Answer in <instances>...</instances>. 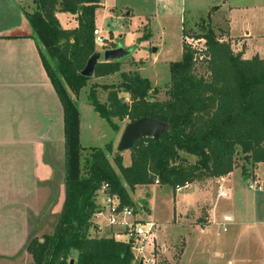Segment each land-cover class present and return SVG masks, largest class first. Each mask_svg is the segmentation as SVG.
Segmentation results:
<instances>
[{
  "label": "trees",
  "instance_id": "16d2710c",
  "mask_svg": "<svg viewBox=\"0 0 264 264\" xmlns=\"http://www.w3.org/2000/svg\"><path fill=\"white\" fill-rule=\"evenodd\" d=\"M21 9L31 35L15 33L0 39L35 42L63 120L64 200L52 233L28 236L25 251L33 264L136 263L131 244L90 235L91 229H97L92 220L99 212L96 193L103 185L121 206L132 209L130 194L155 181L174 193L190 184L225 177L238 168L246 171L247 165L264 164V60L257 56L245 60L234 53L229 43L217 38L209 22L205 33L196 36L204 41L203 50L197 52L183 43L180 61L169 64L164 101L154 99L151 94L158 91L135 72L120 73L117 85L90 87V106L114 132L113 120L131 123L151 118L169 126L158 141L144 139L134 145L129 151L130 165L124 167L112 143L104 148L80 145L75 100L90 79L80 72L96 53L93 31L100 0H34L28 10ZM56 13L75 16L77 27L62 29ZM200 63L206 64L207 77L196 74ZM119 67L120 62L99 63L93 76H112ZM97 88L106 93L102 103ZM120 93L129 96L128 103L119 98ZM185 156L195 161L189 163Z\"/></svg>",
  "mask_w": 264,
  "mask_h": 264
},
{
  "label": "rangeland",
  "instance_id": "374dc122",
  "mask_svg": "<svg viewBox=\"0 0 264 264\" xmlns=\"http://www.w3.org/2000/svg\"><path fill=\"white\" fill-rule=\"evenodd\" d=\"M33 1L0 0L1 35L24 31L26 26L21 8L28 10L32 7ZM226 1L228 5L241 8L237 16H234L238 23L237 27L246 26L252 33L251 39H247L246 43L247 54L256 52L264 59V0ZM207 2L208 0H187L185 5H198V9L193 17L186 18L185 21L182 18L181 21L179 11L176 9L177 2L164 4L161 0H102L103 9L97 11L95 25L101 32L99 33L103 44L94 42L95 52L103 54L106 50L122 46L131 53L120 62L118 73L101 78L93 76L88 80L87 88L81 90L76 97V107L80 116L81 147L104 148L106 144L112 143L113 152L116 153L121 133L129 123L128 120L123 122L113 120L117 127V131L114 132L98 117L87 98L92 85H117L121 81L120 73L135 72L141 78L147 79L158 91L155 96L151 94L154 99L159 101L166 99L170 82L169 64L180 61L182 44L195 47L202 44L201 39L196 40V36L205 33V24L209 22L203 12ZM166 4L168 8L163 11L162 5ZM128 11L130 16H127ZM56 15L60 27L64 30L73 29L77 25L75 16L71 17L66 13ZM96 28L95 30H98ZM215 35L220 38L218 34ZM196 66L198 76H208L206 64L200 63ZM97 94L100 102H104L106 93L97 88ZM119 98L129 102V96L124 93H120ZM46 109L52 110L50 102ZM35 143L42 148V153L33 170L32 165L27 162V153L23 152L20 155L7 153L5 156L7 161L11 159L17 161L19 158L20 160L15 168L3 171L4 174L0 176V264H33L25 251L28 236L40 238L51 234L56 215L62 207L64 150L61 142L55 138L50 143L43 139H35ZM120 155L122 165L123 157H126L127 163L130 152ZM185 157L189 163L195 161L194 158ZM109 160L113 165L112 156H109ZM113 167L119 175L114 165ZM247 169L241 170L243 177L251 176L257 180L252 176L253 168L247 165ZM30 177L31 180L32 177L38 179L35 188L29 181ZM214 183L215 181L211 180L201 189L213 192L216 189ZM151 186L136 188L130 194V198L134 205L132 208L134 221L153 222L156 225L152 255L155 264H177L183 250L184 257L180 264H264V193L248 191L239 173L232 175L229 183L224 185L226 189H230L229 199L209 198L216 224H207V206L200 204L195 221L201 225H195L189 230L192 223L184 221V218L178 219L175 215H178V211L186 205L189 208L192 205L194 207L200 198L193 196L190 189L181 192L176 189L173 193L170 188H160L159 184ZM252 196L258 199L257 205L262 210L255 217L251 215ZM142 202L146 203L145 206ZM227 212H230L229 214L233 212L234 216H237L235 223L223 218V214ZM185 214L194 218L191 211ZM203 225L206 226L205 229H202ZM113 233L114 230L107 229L100 236L111 237ZM91 236H94L92 232ZM150 247L146 246L142 252L145 261L151 257ZM161 247H165L166 250L163 254L158 252ZM135 255L138 254L135 252ZM135 264L140 262L136 261Z\"/></svg>",
  "mask_w": 264,
  "mask_h": 264
},
{
  "label": "crops",
  "instance_id": "0c3cea01",
  "mask_svg": "<svg viewBox=\"0 0 264 264\" xmlns=\"http://www.w3.org/2000/svg\"><path fill=\"white\" fill-rule=\"evenodd\" d=\"M172 1L177 2L175 3L176 5L178 4L176 9L179 11L181 21L182 18L183 21H185L186 18L193 17V14H195L198 9V5H185L187 0H161L164 4H168V2ZM167 4L166 6L162 5L163 11L168 8ZM102 5V0H100L99 10L103 9ZM238 10H241L239 6L228 5L226 0H208L205 8H203V12L207 15L215 34L220 36L221 41L229 43L234 53H240L245 60H249L254 56L263 59L259 57L256 52L247 54L246 43L247 39H251L252 33L246 26L241 28L237 27L238 23L235 21L234 16L240 12ZM55 16L59 22L57 15ZM127 16H130L129 11ZM71 17L74 16L71 15ZM24 22L26 27L24 31L20 32V34L28 37L31 35V31L25 19ZM76 27L77 25H75V28ZM96 29L100 32L99 28ZM12 34H15V32L3 35L0 34V37H8ZM123 48L126 49L125 47ZM49 102L50 109L52 108L53 111L46 109ZM55 138L60 140L64 150L61 106L43 69L35 42L29 38L15 40L0 39V176L4 174L3 171L15 168V165L20 160L19 158L17 161L12 159L7 161L5 158L7 153H12L14 155H16V153H19L18 155L23 152L24 154L27 153V162L29 165H32L33 170V167L36 168L37 159L41 157L42 153V148L36 145L35 139H43L50 143ZM125 158L126 157H123V166L128 167L130 165V157H127V163H125ZM62 160L64 161V158H62ZM236 173L240 174L245 184V188L248 190L247 182L253 178H251V176L243 177L240 168L233 170L232 173L222 178L209 179L198 184L194 183L187 185L179 191L181 192L185 189H190L192 195L197 196L200 200L194 205V207L193 205L191 206L192 209L186 205L183 209L178 211V215H175V217H178V219L184 218V221H190L192 225L189 226L188 230L194 228L195 225H201L195 220L198 216L197 210L199 205L204 204L207 206V224H216V218L213 214V209L210 206L209 198H223L219 196V192L223 191L227 195L226 199H229L230 189H226L224 185L228 184L232 175ZM252 174V176L264 186V164L254 166ZM30 175H32V172ZM36 180L38 179L34 177H32V180L31 177L29 178L33 188H35L34 185L36 184ZM211 180L215 181L214 185L216 189L213 192L208 189L205 190V188L201 189ZM33 182L34 184H32ZM145 187L146 186H142L138 188ZM248 191L255 192L251 190ZM61 196L64 200V190H62ZM252 200L253 205L251 208V215H254L255 217V215L262 210L261 207L257 205L258 199L252 196L251 202ZM188 211L193 213L194 218L185 214ZM229 213L230 212L224 213L223 218L229 222L235 223L237 216H234L233 212H231V214ZM104 217L105 214L100 218H93V226L97 229L95 231L93 229L90 230V235L91 232L94 234V236L91 237H103L100 236V234H104L107 229L110 231V228L106 225ZM204 227L206 226L203 225L202 229H205ZM183 254L184 250L177 264L181 263L182 257H184Z\"/></svg>",
  "mask_w": 264,
  "mask_h": 264
},
{
  "label": "built area",
  "instance_id": "2783aa9c",
  "mask_svg": "<svg viewBox=\"0 0 264 264\" xmlns=\"http://www.w3.org/2000/svg\"><path fill=\"white\" fill-rule=\"evenodd\" d=\"M94 42L96 44H103V39L100 36L98 30L93 31ZM194 41V40H193ZM202 44L198 47L189 46L192 50L201 52L204 48V41L201 40ZM155 185H158V181H155ZM248 190L255 192H264V186L255 179H250L247 182ZM181 189V188H180ZM177 189V190H180ZM219 196L226 198L227 195L221 191ZM96 204L99 207V212L94 215L93 218H100L105 214V221L107 227L114 230L113 237L116 241L131 244L132 252L135 258V262L139 261L141 264H155L153 259L154 252V230L156 228L155 223L146 222L139 223L134 221V211L133 209L121 206L120 201L117 196L110 195L108 193V186L103 185L96 193ZM124 237V240L121 238ZM146 246H151L150 248V259L145 261L143 256V251ZM165 248L161 247L158 249L160 254L165 253ZM135 252L138 255H135ZM139 256L141 259H139Z\"/></svg>",
  "mask_w": 264,
  "mask_h": 264
},
{
  "label": "water",
  "instance_id": "95a60500",
  "mask_svg": "<svg viewBox=\"0 0 264 264\" xmlns=\"http://www.w3.org/2000/svg\"><path fill=\"white\" fill-rule=\"evenodd\" d=\"M130 53L131 52L124 49L122 46H118L112 50H106L103 54L94 53L86 61L80 75L84 78H92L101 58L102 62H121L125 57L129 56ZM168 131L169 126L167 124L151 118H142L128 123L121 133L116 146V153L123 154L129 152L134 145L144 139L158 141L159 138L166 135ZM70 264H73V261H70Z\"/></svg>",
  "mask_w": 264,
  "mask_h": 264
}]
</instances>
